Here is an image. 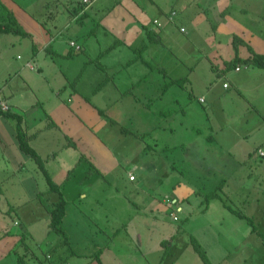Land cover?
Here are the masks:
<instances>
[{"label":"crops","instance_id":"crops-1","mask_svg":"<svg viewBox=\"0 0 264 264\" xmlns=\"http://www.w3.org/2000/svg\"><path fill=\"white\" fill-rule=\"evenodd\" d=\"M0 1L13 13L18 25L26 33L24 36L0 33V40L7 41L11 45H13L14 39L17 40V37L26 38L31 42V46L28 45V49H26L24 60L22 57L16 56V60L22 61V63L14 68L17 69L14 72L15 74L0 75V99L10 107L9 112L22 118V129L27 142L42 161L43 157L48 158L50 154H52L51 159L55 160L57 158L56 153L66 146L67 138L75 133V130H92L93 133L96 132L101 135L99 133L101 127H104L105 133H110L115 130L114 128H117V133L120 136L122 135L123 148L129 149L126 153L128 159L138 152L133 159L128 160L130 166L125 169L127 176L128 174L134 176L132 181L126 180L130 185L133 184L127 191L129 193L125 195V203L128 204V207L122 210L121 216L114 215L113 223L101 224L99 216L94 217L91 214L88 217L87 212L82 209L76 210L75 219H71L67 210L68 200L61 193L65 201V215L61 226L71 252L67 247L59 244L60 237L50 240L48 243L51 247H49L47 254L51 256L49 260L54 262H51L52 264H204L193 249L192 238L204 250L209 264H264V210L260 213L259 199L262 198L260 193L258 194L259 199L254 203L259 211V213L256 211V215H261V220L257 222V225L253 216H251L253 212L247 215L243 211L239 210L237 212L230 206L225 205V210L233 213V215L237 216L236 213L240 212L243 217L246 216L252 221L249 235L238 243V247L235 244L230 247L228 244L229 234L221 235V238L220 228L224 221L220 222L221 226L219 228L211 223H206L200 228L194 227L192 225L194 224L192 223L194 207L190 205L191 200L195 197H202L203 193L200 192L201 188L198 187L202 184L198 183H203L201 177L204 169H206V166H202L205 155L198 153L195 149H190V147L194 148L196 127L213 129L214 124L216 134H221L234 122V120L231 122L227 120L226 113L214 115V119H212L210 112L213 109V102L219 97L226 98L229 96L230 99H234L232 97L235 96L234 92L240 94L241 99L244 101L247 95L250 97V94H255L252 99L256 97V101L259 99L264 101V92L260 90L261 86L264 89V70L257 69L244 62L249 60L250 56L247 46L255 53L264 54V0H175L178 5L180 25L186 26L187 31H190L188 35L192 41L197 42L196 45L204 52L202 54L209 57L215 64L205 66V69L208 71L216 70L218 81H223L222 89L219 90L215 87L216 84L212 83V79H208L205 84H201L205 87V93H201L197 98L188 89L189 84L186 76L175 78L168 75L172 80L186 77L185 87L172 85L165 88L167 82L164 75V82L161 81V78H157L155 84L150 81L154 69L160 72L157 77H161V72L167 71V68L161 63L157 64V61H155L151 64L150 60L143 55L144 51L153 45L151 41H156L154 35H162L161 30L164 25L161 27L162 29L156 27L153 21L151 22L152 27L145 28L142 25V31L139 29L137 32L141 42L139 46L133 45L137 38L136 40L134 38V42L130 45L121 41L106 44L98 40L96 33L93 30H88L85 26L87 9L93 3L87 9L82 4L79 7L77 6L79 9H72L69 21L79 25L80 29H75L76 38H71L70 41L82 46L81 53L86 55L87 52H90V55H87L89 59L96 63L98 68L106 71L110 85L115 88L112 91L113 94H119L117 98H113V101L108 100V102L103 100L101 102L96 98L98 88L102 82H100V71L96 70L95 66L94 72H87L88 75L82 76L83 71L87 68L82 69L74 78L71 86H76L78 89H71L67 95L68 100L63 97L64 93L67 92L63 83L59 84L61 88L56 91L50 90L49 86L43 87V91H52L50 96L36 92L30 95L26 101L21 89H29L28 80L32 79V75L28 73L22 79L24 84H18L15 91L11 90V84L24 75L27 68L31 72H35L33 76H36V73L42 75L47 66L56 67L59 71L57 67L60 64L57 57L58 53L57 50H50V42L58 35L61 36L63 31L54 33L48 26V21L57 19L56 15L50 17L46 15L43 18V15L37 16L25 6L21 7L13 3L14 7H12L6 5L2 0ZM42 6H45V4H42ZM70 26V24H67L64 29H68ZM93 26L96 27V24H93ZM181 29L184 28L181 27L180 32ZM181 33L186 34L185 29ZM47 37L49 38L47 39ZM236 37L244 42L240 44L238 40L235 41L237 50L233 47V40ZM38 38L40 39L38 40ZM157 40L160 41L161 39L158 38ZM18 43H21L20 39H18ZM70 48L71 51L67 57L72 56L75 52L72 47ZM59 57L63 58L62 56ZM242 66L244 67L243 70H248L242 72ZM237 67H239V70H236ZM230 69H234V71L231 72ZM188 70L190 74L193 73L191 81L196 82L195 66L188 67ZM239 74L244 75L239 77ZM253 76H256L258 81L255 79L251 82L255 87H252L254 90L248 92L249 83L247 82ZM198 79L200 78L198 77ZM226 80L229 82L225 88L223 85ZM231 80L233 83H231ZM7 86L10 88L8 96L5 93ZM231 87H233L232 92L230 91ZM208 97H212L210 111L205 114L203 109L195 106L194 101L204 105ZM201 98L203 99L202 102H200ZM92 99L97 100L100 106L94 104ZM66 102H70V106L66 105ZM257 107L254 106L255 109ZM254 108L251 110H255ZM223 111L221 109L222 113ZM250 116V114L243 117L237 116L240 122L245 123L244 126H248V128H237L243 129L241 132H236L235 129L232 130V133L239 139L249 140V133L252 134L254 129L259 128L261 124V121L255 118V121L249 123ZM4 119L6 118L0 115V123ZM250 124L252 127H250ZM54 129H57L56 132L61 136V147H54L49 153L44 154L43 147L46 146L48 149L50 146L45 141L47 140L46 135ZM154 133L158 134L157 139L151 138ZM160 134L162 136H159ZM6 139L10 141V150L4 147ZM107 140L108 137L102 136V141L94 145L95 147L106 144L108 146L109 142ZM214 140V134L209 135L207 138L209 142ZM258 143L252 152L247 153L245 160L247 158L250 160L255 155L264 159V155L261 156L258 153L259 150L264 152V141ZM142 148L143 152L146 151L147 153L144 158L141 157L143 156L141 153ZM170 151L176 155L174 157L175 162L165 155L167 152L169 154ZM153 152L155 155L160 156L159 162H155L151 158L152 155H149ZM183 153L182 158L188 166L186 172L180 166L182 165V158L180 157ZM28 158L30 157L25 155L19 148L14 127L12 131L7 132L0 127V211L9 213L12 209L10 203L5 199L7 196L5 197L2 190L7 181L8 171L12 170L15 173L23 170L25 164L29 161ZM230 159L237 162L234 156H231ZM105 160L108 163V160ZM227 160H229L228 156ZM192 161L196 163L194 169L190 168ZM109 171L106 170L104 174H101L97 170L99 173L98 179L104 181L103 178L106 179L110 175ZM164 171L168 176L176 174L177 177L184 173L181 175L182 178L179 176L180 178L171 181L174 183L172 186L167 185L169 189L167 194L162 192V188L164 189L165 186L161 187L160 185L164 181ZM47 173L50 179L57 184V181L54 180L48 170ZM93 174L92 172L85 174V177L83 176L85 178L84 182L91 180ZM184 175L186 178H184ZM69 181L67 178L66 182ZM165 182L170 183V181ZM224 182L225 180L222 181V183ZM144 183H152L151 188L155 184V190H146L142 186ZM113 184L115 185V181H113ZM92 189L89 187L86 192L90 193ZM214 190H216L218 197L208 199V201L221 199L217 189ZM214 190L203 194L204 199L201 202L199 201L200 205L208 202L205 201V197ZM80 191L79 197L81 194V198L85 199L87 195H83V191ZM48 193L53 194L55 192H50L48 188ZM240 198L239 203L243 202L244 205L250 207V203L247 201L248 198ZM254 206H252V211ZM208 208L209 204L202 211L205 212ZM79 213L81 221L76 220ZM109 214L113 215V213ZM138 217L141 218V221ZM243 217L238 218L245 219ZM106 220L109 223L108 217ZM136 221L142 223H136ZM15 223L17 222H14L13 225H19ZM247 223L249 224V221ZM6 233L10 234L9 231ZM20 237L21 235H19V240L24 239V235ZM117 237L122 239H118L115 243ZM221 241H223V244ZM97 253L98 257L96 256Z\"/></svg>","mask_w":264,"mask_h":264},{"label":"rangeland","instance_id":"rangeland-1","mask_svg":"<svg viewBox=\"0 0 264 264\" xmlns=\"http://www.w3.org/2000/svg\"><path fill=\"white\" fill-rule=\"evenodd\" d=\"M2 1L6 5L12 7H14L13 3L17 6H25L30 9L31 13H35L37 16L43 15V18H45L46 15L48 17L56 15L57 19L55 21H48V26H50V30L54 33L63 31L61 36L58 35L50 42V50H57L58 53L57 57L59 58L58 62L60 64L57 65V67L59 71H57L56 67L47 66L43 70L44 73L42 75L36 73V76H33L35 72H31V70L27 68L25 74L11 84V90L15 91L18 84H24L22 79L24 76L26 77L27 73L32 75V79L28 80L29 89H21V93L25 95L26 101L29 99L30 95L36 92H41L50 96L51 92L61 88L59 84L63 83L67 89L63 97L68 100L67 95L70 93L71 89H78L76 86H71L74 82V78L82 69L87 68L83 71L82 76L88 75L87 72H94V66L96 70L100 71V82H102L101 86L98 88L96 98L101 102H108V100L113 101V98L119 96L117 93L113 94L112 91L115 90V88L110 85L106 71L98 68L97 64L87 56L90 55V52H87L86 55L85 53L74 52L72 56L67 57L68 53L71 51L69 42L71 38H76L74 31L75 29H80L79 25L69 21L72 9H79L78 7L81 4L87 9L92 3L93 4L87 9L85 26L88 30H93L96 33L97 39L102 43L108 44V42L115 43L116 41H121L130 45V43L134 42V38L135 40L137 38L133 45L139 46L141 42L137 32L139 29L142 31V25L145 26V28L152 27L153 25L151 22L154 20L164 25L163 29L160 28L162 29V35H154L156 41H151L153 45L146 50L144 49L145 51L143 53L144 57L150 60L151 64L157 61V64L161 63L167 68L166 72H161V77H157L160 72L155 69L152 71L150 81L154 84L157 78H161V81L164 82L163 75L166 82L172 80L168 75L175 78L186 76L189 84L187 87L196 98L201 93H205V87L201 84H205L208 79H212V83L216 84V88L219 90L222 89L223 81H218L216 70L208 71L205 69V66H212L215 64L209 57H205V55L202 54L204 52L196 45L197 42L194 43L192 41L191 37L188 35L190 31H187L186 26L180 25L181 21L178 19V5L175 0H88L89 4L83 3L84 0ZM42 4H45V6H42ZM172 13H174V15L172 16L171 22H167L168 17H170ZM67 24L71 26L68 29H64ZM93 24H96V27L93 26ZM181 27L185 29L186 34L181 33L184 31L180 32ZM48 38L49 37H47V39ZM158 38L161 40L158 41ZM18 39H20V44L18 43ZM39 39L40 38H38V40ZM28 45L30 47L31 42L26 38L17 37V40L14 39L13 45L7 41L0 40V53H2L0 55V75L15 74L14 72H16L17 69L14 68L22 63V61L16 60V56L22 57L24 60ZM192 66H195V73L197 75V79H195L196 82L191 81L193 73L190 74L188 70V67L191 68ZM243 69L244 67L242 66V70ZM247 70L248 69L243 70L242 72H246ZM230 71L233 72L234 69H230ZM241 75L244 74H239V77H241ZM198 77L200 79H198ZM255 79L258 81L256 76H253L248 82L246 81L249 83L248 92H251L252 89L254 90L252 87L255 86H253L251 82ZM224 82L227 84L229 81L226 80ZM231 83H233L232 80ZM46 86H49L52 91H43L42 88ZM232 88L233 87H231L230 90L231 92ZM260 90L264 92L262 86ZM80 91L83 92L81 89ZM5 93L6 96L10 94V88L8 86L6 87ZM89 95L94 96L92 94ZM234 95L235 96L231 95L234 99H230L229 96L226 98H217L213 102V109L210 112L212 119H214V115L226 113L229 122L234 120L233 125L227 127L221 134H216L214 124V130L212 128L197 126V131L195 132L197 141L194 140L193 142L194 148L190 147L191 150L195 149L198 153H203L205 155L204 162L202 163V166H206L201 177V182L203 183H198L203 186L198 185V187L201 188L200 192L204 194L216 188L221 198L219 200L212 199L209 201L207 199L205 201L208 202L201 203V205L200 202L204 199L203 194L201 198L195 197L191 200L190 205L194 207L192 222L194 224L192 225L200 228L206 223H211L219 228L221 226L220 222L224 221L220 228V236L229 234L230 240L228 244L230 247L234 244L237 245V247L239 246L238 243L249 235L251 225L247 223V219H240L233 215V213L225 210V205L230 206L237 212L239 210L243 211L247 215L253 212L251 216H253L254 222L257 225V222L261 220V215H256V211L258 213L259 211L257 207L254 206V203L259 199L258 194L260 193L262 196V198L259 199L260 213L264 210V159L255 155L251 157L250 160L249 158L245 160L247 153L252 152L258 142L264 141V101L260 99L256 101V97L252 99L255 94H250V97L247 95L245 101L241 99L240 94L237 92H234ZM211 98L212 97H208L204 105L194 101L195 106L203 109L204 113L208 114L210 111ZM92 101L94 104H97V106H100L97 100L92 99ZM66 105L70 106V102H66ZM254 106H258L257 109H255ZM252 108L255 110H251ZM221 109L224 110L223 113ZM94 113L97 114L96 111H94ZM245 113L251 115L249 123H252L255 119L261 121L259 128L254 129L252 134L249 133L248 137H250V139L247 141L244 140V138L239 139L232 133L234 129L236 132H241L243 130L237 128H248V126H244L245 123L240 122L237 118V116H246ZM242 114L244 115L242 116ZM99 115L102 116L103 114ZM0 127L6 132L12 131L13 124L10 120L4 119L2 123H0ZM250 127H252L251 124ZM103 128L104 127H101L99 131L101 135H98L96 132L93 133L92 130H75V133H72L67 138L68 142L66 146L56 153L57 158L52 160V154H50L48 158L43 157V163L46 172L48 170L54 180L57 181V184L60 185L61 193L68 200L67 210L69 211V217L71 219H75L76 210L82 209L87 212L88 217L91 214L94 217L99 216L101 224L108 225L113 223L114 215L117 217L121 216L122 210L128 207V204L125 203V195L129 193L127 191L133 184L130 185L126 182L128 176L125 169L130 166L128 160L133 159L138 152L128 159L126 153L129 149L123 148L124 142L121 137L122 135L120 136L117 133V128H114L115 130L110 133H105ZM56 131L57 129L51 130V132L46 135L47 140L45 141H47L50 146L48 149L46 146L43 147L45 150L44 154L49 153L54 147H61V136ZM212 134H214L215 140L213 142L207 141L208 136ZM102 136L108 137V146H106V144L104 146L98 145L95 147V143L98 144L102 141ZM159 136H162V134ZM151 138L157 139L158 134H152ZM48 140L51 141L49 142ZM4 143L6 144L4 147L10 150V141L6 139ZM141 153L143 154V156H141L143 158L147 155L146 151L143 152V148ZM169 154L168 152L165 153L168 158H172L175 162V153L170 151ZM149 155H152L151 158H153L155 162H159V155H155L154 152L149 153ZM182 156H184V153L181 154L180 158H182ZM227 156L229 160H227ZM231 156H234L237 162L232 161L230 159ZM28 159L29 161L25 164L23 170L14 173L11 169H8L11 171H8L7 181L4 184L5 189L2 188L5 197L7 196L5 199L10 203L12 209L9 213L0 211V264H17L18 258L22 259L21 264L54 263L52 260H49L51 256L47 254L49 247H51L48 242L56 239L58 235L54 233L49 234L47 225L49 222V208L53 202L57 201L58 194L48 193L49 187L44 174L37 168L33 160L30 158ZM105 159L108 160V163ZM194 159L193 157V160ZM181 164L180 166L183 167L184 172H186L185 170H188V166L183 158ZM195 164L196 163L192 161L190 168L194 169ZM97 170H99L101 174H104L106 170H110V175L106 179L102 177L104 181H101L98 179L99 173ZM88 172L95 174L92 175L91 180L84 182L85 174ZM183 174L179 176L182 178L181 175ZM226 174L229 175L227 176ZM178 177L176 174L168 176L164 171V181L160 183L161 187L165 186L164 189L162 188L164 194H167L169 191L167 185L172 186L174 183L171 181L176 180ZM67 178L70 180L69 182H66ZM184 178H186L185 175ZM223 180H225L224 183H222ZM113 181H115V185ZM165 181H170V183H166ZM113 185L115 186L114 188ZM142 186L146 190H155L156 187L154 184V187L151 188L152 183H144ZM89 187L93 188L90 193L86 192ZM80 189L82 190L80 191ZM79 191H83V195L86 194L87 197L82 199L81 194L79 197ZM240 197H243V199L248 198L247 201L250 203V207L244 205L243 202L239 203L241 201ZM207 204H209L208 210L205 212L202 211ZM201 206L205 207L201 208ZM252 206H254L253 211ZM109 213H113V215ZM107 217L109 223L106 220ZM138 219L141 221L140 217H138ZM76 220L81 221L80 213L79 216L76 217ZM140 221H136V223H142ZM14 222H17L19 225H13ZM8 231L10 234L6 233ZM19 235H21V237L24 235V239L19 240ZM118 239L121 240L122 238L117 237L115 243ZM221 243L223 244V241H221ZM165 249L167 248L165 247Z\"/></svg>","mask_w":264,"mask_h":264},{"label":"trees","instance_id":"trees-1","mask_svg":"<svg viewBox=\"0 0 264 264\" xmlns=\"http://www.w3.org/2000/svg\"><path fill=\"white\" fill-rule=\"evenodd\" d=\"M0 33H12L14 35H26L24 30L18 25L13 13L0 1ZM238 40L240 44H243L244 42L236 37L233 40V47L235 50H237V44L235 41ZM245 45V44H244ZM80 46V45H79ZM247 46V45H246ZM248 47V50L250 52L249 60L244 61L246 64H249L257 69H263L264 70V54H258L252 51V49ZM82 50V46H80L79 51L75 52H80ZM236 58V57H235ZM236 60V59H235ZM239 68V67H237ZM187 82V78H180V79H174L170 80L165 84V88H168L169 86L172 85H179L181 87H185V83ZM73 84V83H72ZM0 115L5 117L7 120H10L13 123L14 130L16 132V137L18 140L19 148L20 150L27 156H29L37 165L38 169L44 174L46 182L49 187L50 192H55L58 194V199L56 202H53L51 204V207L49 208V224H48V229L49 232L54 233L60 237V242L59 244L61 246L67 247V249L71 252V249L69 247V243L66 239V235L63 231V228L61 226L62 219L65 215V201L62 197V194L60 192V185L55 184L49 177L48 173L46 172L43 161L39 157V155L29 146L26 135L23 132L22 129V118L12 112H1ZM218 195L216 193V190L211 192L209 195L205 197V200L211 199V198H217ZM238 217H243L242 213H236ZM243 218L247 219L249 223L251 224V219L248 217L244 216ZM192 245L194 251L199 254L200 258L202 259L204 264H209L206 254L204 250L201 248V246L192 238ZM98 257V253L96 254ZM22 259L18 258L17 264H21Z\"/></svg>","mask_w":264,"mask_h":264},{"label":"built area","instance_id":"built-area-1","mask_svg":"<svg viewBox=\"0 0 264 264\" xmlns=\"http://www.w3.org/2000/svg\"><path fill=\"white\" fill-rule=\"evenodd\" d=\"M83 3H85V4H89V3H88V0H84ZM173 15H174V13H172L171 16L168 17V19H167L168 21H167V22H171V20H172V16H173ZM153 23H154L155 26L158 27V28H161V27L163 26V24L160 23V22L157 21V20H154ZM181 31H184V30L181 29ZM69 45H70V47H72L75 51H79V50H80V46H79L78 44H76L74 41H70V42H69ZM236 70H239V68H236ZM223 87L226 88V87H227V84H224ZM0 88H1V86H0ZM202 101H203V99L201 98V99H200V102H202ZM0 111H1V112H9V111H10V107H9L4 101H2L1 99H0ZM258 153H259L261 156L264 155V152L261 151V150H259ZM128 179L132 181V180L134 179V176H133L132 174H128ZM15 224H17V223H15Z\"/></svg>","mask_w":264,"mask_h":264}]
</instances>
